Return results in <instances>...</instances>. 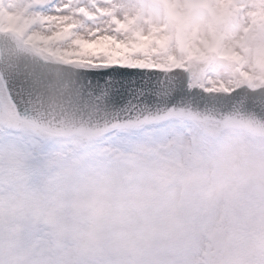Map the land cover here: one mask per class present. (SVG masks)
Wrapping results in <instances>:
<instances>
[{
	"label": "rangeland",
	"instance_id": "rangeland-1",
	"mask_svg": "<svg viewBox=\"0 0 264 264\" xmlns=\"http://www.w3.org/2000/svg\"><path fill=\"white\" fill-rule=\"evenodd\" d=\"M112 1L125 9L112 10ZM112 1L66 0L63 11L57 12L52 9L57 0H0V29L13 31L45 61L78 69L113 64L182 67L190 72L191 87L208 92L264 86V42L253 43L255 37L264 36V0ZM97 32L119 41L109 45L104 61L93 59L84 45L75 48L68 42L70 36L90 38ZM207 73L214 75V83L204 82ZM232 149L259 156L264 154V139L213 121L184 119L121 129L96 139L52 138L17 120L0 81V198L25 186H40L59 159L77 154L97 156L110 165L134 154L168 161L212 157L225 171ZM240 216L247 219V231L237 246L225 227L226 260L220 247L198 237L199 248H207L208 253H193V261L264 264V250L255 243L257 220H264V181L249 180L235 197L221 200L210 213V222L213 227L227 225L230 217Z\"/></svg>",
	"mask_w": 264,
	"mask_h": 264
},
{
	"label": "clouds",
	"instance_id": "clouds-1",
	"mask_svg": "<svg viewBox=\"0 0 264 264\" xmlns=\"http://www.w3.org/2000/svg\"><path fill=\"white\" fill-rule=\"evenodd\" d=\"M231 153L225 171L212 157L134 154L115 165L87 154L61 158L40 186L0 198V264H199L193 253L208 249L198 237L226 260L225 227L238 246L247 219L213 227L210 213L249 180L264 181V154Z\"/></svg>",
	"mask_w": 264,
	"mask_h": 264
},
{
	"label": "water",
	"instance_id": "water-1",
	"mask_svg": "<svg viewBox=\"0 0 264 264\" xmlns=\"http://www.w3.org/2000/svg\"><path fill=\"white\" fill-rule=\"evenodd\" d=\"M0 51V76L18 120L49 136L95 138L119 128L182 117L214 120L264 137V88L206 94L190 88L186 71L137 70L139 86L113 102L106 94L78 89L74 84L78 70L45 63L10 34L0 32ZM256 242L264 248L262 220Z\"/></svg>",
	"mask_w": 264,
	"mask_h": 264
},
{
	"label": "snow or ice",
	"instance_id": "snow-or-ice-1",
	"mask_svg": "<svg viewBox=\"0 0 264 264\" xmlns=\"http://www.w3.org/2000/svg\"><path fill=\"white\" fill-rule=\"evenodd\" d=\"M76 31V29H73ZM69 43L75 48L84 45L93 59L104 61L110 51L109 45L118 43L117 38L102 33L89 37H69ZM139 73L129 66L106 65L94 68L82 67L75 73V86L83 91L106 94L113 102H119L135 85L139 86Z\"/></svg>",
	"mask_w": 264,
	"mask_h": 264
},
{
	"label": "bare ground",
	"instance_id": "bare-ground-1",
	"mask_svg": "<svg viewBox=\"0 0 264 264\" xmlns=\"http://www.w3.org/2000/svg\"><path fill=\"white\" fill-rule=\"evenodd\" d=\"M66 0H57V3L52 7V9L54 11H57V12H62L63 9H64V6L63 4L65 3ZM112 1V0H111ZM112 10H117V11H121L122 9H125L123 6H121L119 3L115 2V1H112ZM109 13H106L105 15H107ZM108 16V15H107ZM221 44L223 45L224 47V44H223V40L220 41ZM168 61H170L168 59ZM215 77L212 73H207L205 74V77H204V82L206 84H210V83H214L215 82ZM110 137V136H109Z\"/></svg>",
	"mask_w": 264,
	"mask_h": 264
}]
</instances>
